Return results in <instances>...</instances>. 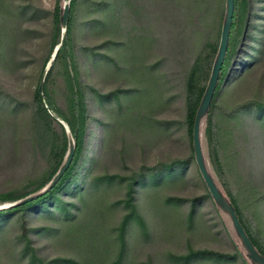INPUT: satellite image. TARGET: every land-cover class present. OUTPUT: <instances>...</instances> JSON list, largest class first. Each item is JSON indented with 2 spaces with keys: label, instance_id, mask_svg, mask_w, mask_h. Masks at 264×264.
Listing matches in <instances>:
<instances>
[{
  "label": "rangeland",
  "instance_id": "obj_1",
  "mask_svg": "<svg viewBox=\"0 0 264 264\" xmlns=\"http://www.w3.org/2000/svg\"><path fill=\"white\" fill-rule=\"evenodd\" d=\"M57 1L0 0V191L19 188L48 167L33 104ZM222 3L115 0L111 8L102 0H79L74 37L90 117L87 170L61 193L65 205L51 203L27 217L43 260L184 264L180 255L207 251L212 255L189 264H246L234 257L239 229L229 213L223 219L192 155L186 123L189 77L196 69L199 82L206 80L214 55L208 43L217 39ZM249 7L216 102L214 149L222 181L264 244V0H249ZM54 72L50 89L66 109L65 79ZM204 126L203 116L200 141L208 157ZM95 177L101 180L86 193ZM134 181L139 216L123 225ZM21 225L16 217L0 224V264H31ZM246 249L252 251L247 243Z\"/></svg>",
  "mask_w": 264,
  "mask_h": 264
},
{
  "label": "trees",
  "instance_id": "obj_2",
  "mask_svg": "<svg viewBox=\"0 0 264 264\" xmlns=\"http://www.w3.org/2000/svg\"><path fill=\"white\" fill-rule=\"evenodd\" d=\"M112 2L115 0H102V3L112 8ZM79 0H70V15L66 33L61 42V25H60V0L57 1L55 11L53 13V32L50 39V50L45 56L42 65L43 71L49 62L52 52L55 47L61 42V46L57 52L56 58L54 59L48 73L46 76L43 95L39 91V84L34 94V104H33V117L35 119L34 124L37 131V136L39 138L38 144H40V152L43 157L48 161V167L43 170L40 174L32 177L26 183H24L19 188L8 189L0 191V203L7 201H17L22 198L29 196L30 194L37 192L42 189L55 175L62 165L63 159L66 155L68 149V138L65 131V125H69L73 136L76 141V151L69 166L64 171L62 177L59 181L52 186L49 190L43 194L35 197L29 201L18 204L16 206L0 209V224L4 221H8L11 217H16L18 222H20L22 232L20 234V239L23 241V252L30 256L31 264H51L54 262H46L41 257L37 255V248L33 244L32 238L30 236V228L28 227L27 217L35 210L38 209H48L51 203L57 202L60 206L65 205V201L61 198V193L68 189L74 182L79 180L83 170L85 168V157H84V147L87 138V128L89 125L90 117L88 111V104L86 101V90L84 88L81 69L78 60V53L75 44V22H76V12L78 9ZM227 0H223L222 10L219 17V29L217 34V39L214 43H208V48L213 55L212 65L208 70L206 80L199 82L198 77H196V69L191 71L188 84L187 92V114L186 123L187 131L191 142L192 155L195 157L193 138H194V126L195 119L198 109L201 105L203 97L205 95L210 75L212 72V67L215 62V58L219 51L223 23L226 12ZM249 0H233V13L230 24V30L228 35V43L224 58L220 67L219 76L216 88L212 95L208 114H207V127L206 136L209 143V151L212 163L215 170L222 182V185L231 200L235 212L240 220L242 226L244 227L246 233L248 234L252 243L256 246L258 251L264 256V244L258 238L254 232L252 226L249 224L244 216V212L240 206L238 199L229 190L224 182L222 181V171H221V161L218 157L217 152L214 149V113L216 109V102L218 95L226 83L227 79L232 72V65L235 62L236 55L239 51L240 44L243 40V33L246 25V20L249 12ZM117 12L111 9V13ZM111 14H108L105 18V24L110 20ZM254 47V46H253ZM60 72L65 79L66 87L68 90L67 95V108L63 109L60 107L56 101L53 91L50 89V82L55 75V69ZM41 74V76H42ZM41 79V77H40ZM199 85H196V82ZM40 83V80H39ZM54 123L59 124L61 128V133L57 131L54 127ZM88 167V166H87ZM84 168V169H83ZM89 168V167H88ZM89 171V169H88ZM142 179H148V176L141 174ZM152 177V176H151ZM100 177H95L90 183L86 184L84 190L86 193L91 191L92 184H96L100 181ZM134 180V179H133ZM135 181L130 185L127 191L125 201L128 203L127 209V219L124 220L123 225L127 224L132 217H138L137 207L135 204ZM127 221V222H126ZM1 227V226H0ZM236 247V246H235ZM236 252L234 257H240L242 260L248 264L243 254L235 248ZM205 255L211 256L212 254L207 251H190L184 255H180L177 259L184 264H189L194 259L203 257ZM55 262L60 263V259H56Z\"/></svg>",
  "mask_w": 264,
  "mask_h": 264
},
{
  "label": "water",
  "instance_id": "obj_3",
  "mask_svg": "<svg viewBox=\"0 0 264 264\" xmlns=\"http://www.w3.org/2000/svg\"><path fill=\"white\" fill-rule=\"evenodd\" d=\"M60 9H61L60 25H61V42H62L64 35L66 33V30H67L68 21H69L70 0H60ZM232 13H233V0H227L226 12H225V18H224V23H223V29H222L219 51H218L217 56L215 58V62H214V65L212 67V72L210 75L208 86H207L205 95L203 97V100H202L201 105L198 109L196 119H195L193 146H194L195 159H196L198 168L202 174L204 181L206 182V185H207V187H208V189H209L220 213L224 214L223 219H227L228 218L227 214L229 213V215L233 219V222L236 224L237 228L239 229L238 235H239L240 240L237 241V239L234 238L239 251L243 254V256L245 257L248 264L252 263L251 260L253 261V263H255V261H254L255 259L259 260L260 263L264 264V256L258 251L256 246L252 243V241L250 240V238H249L248 234L246 233L244 227L242 226L240 220L238 219V216L235 212L234 206H233L231 200L229 199V197H228V195H227V193H226V191L222 185V182H221V180H220V178H219V176L215 170V167H214L212 160H211V157H210L209 143H208V139L206 136L208 108H209V104H210L212 95H213L214 90H215L216 85H217L220 67H221V64H222V61L224 58V54L226 51V47H227V43H228V35H229V30H230V24H231V19H232ZM61 42L55 47L54 51L52 52L51 58H50L49 62L47 63V65L43 71V74L41 76L40 83H39V91L42 95H43V89H44V84H45L47 73H48L54 59L56 58L57 52L61 46ZM203 116H204V120H205L204 137L207 141V146H208V155L207 156L208 157H205V151H204L203 146H202L201 141H200V138H201L200 128H201V121H202ZM64 125H65L66 135L68 138V149H67L66 155L63 159L61 167L55 173L53 178L42 189L38 190L37 192L30 194L29 196H27L25 198H22V199L17 200V201H7V202L0 203V209L10 208V207L16 206L18 204L24 203L26 201H29L35 197H38L39 195H41L44 192H46L47 190H49L52 186H54L59 181V179L62 177L64 171L69 166V164L73 158V155L75 154V151H76V141H75V138L73 136V133H72L69 125H67L66 123H64ZM208 166L213 168L214 172L218 176L219 184H216L214 182V180L212 179L211 171H210ZM222 202H223L225 207H223ZM224 221L226 223V220H224ZM228 224L226 223L228 229H230ZM239 242L241 243V245L243 244V249L241 248ZM246 243L248 244V246L252 250L251 252H248V250L246 249Z\"/></svg>",
  "mask_w": 264,
  "mask_h": 264
}]
</instances>
